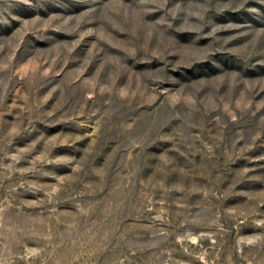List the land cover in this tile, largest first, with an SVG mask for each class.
Wrapping results in <instances>:
<instances>
[{
    "label": "rangeland",
    "instance_id": "obj_1",
    "mask_svg": "<svg viewBox=\"0 0 264 264\" xmlns=\"http://www.w3.org/2000/svg\"><path fill=\"white\" fill-rule=\"evenodd\" d=\"M0 264H264V0H0Z\"/></svg>",
    "mask_w": 264,
    "mask_h": 264
}]
</instances>
